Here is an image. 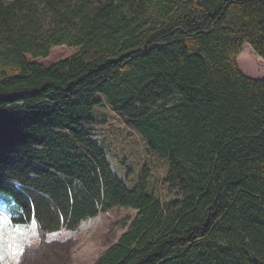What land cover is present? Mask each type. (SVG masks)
I'll return each mask as SVG.
<instances>
[{"label": "trees", "instance_id": "trees-1", "mask_svg": "<svg viewBox=\"0 0 264 264\" xmlns=\"http://www.w3.org/2000/svg\"><path fill=\"white\" fill-rule=\"evenodd\" d=\"M246 43L263 61L264 0H0V213L50 234L137 211L95 264H264V77L241 70L259 61ZM58 46L80 49L27 59ZM103 104L168 160L178 198L150 193L148 169L117 175Z\"/></svg>", "mask_w": 264, "mask_h": 264}, {"label": "rangeland", "instance_id": "rangeland-1", "mask_svg": "<svg viewBox=\"0 0 264 264\" xmlns=\"http://www.w3.org/2000/svg\"><path fill=\"white\" fill-rule=\"evenodd\" d=\"M244 46H247L246 59L250 61L251 55H255L259 61L251 60L256 67L254 72L246 68L240 69L248 76L264 77V60H261L250 44L246 43ZM79 49L58 46L51 50L47 58H33L27 55V59L48 67L73 56ZM4 69L0 57V72ZM94 116L98 120L95 131L107 146L110 162L120 178L128 179L129 186L134 187L148 169L150 193L162 201L179 197L178 191L169 190L163 181L169 170L168 160L152 152L147 142L124 117L111 110L107 104L97 106ZM0 206H6L4 200H0ZM136 215L135 210L114 207L109 212L84 222L75 232L60 231L50 234L41 232L39 226L33 223L27 227V236L21 241L22 252L19 255H11V261L7 260L8 257L0 260V264H94L126 230L123 221L132 220Z\"/></svg>", "mask_w": 264, "mask_h": 264}, {"label": "snow or ice", "instance_id": "snow-or-ice-1", "mask_svg": "<svg viewBox=\"0 0 264 264\" xmlns=\"http://www.w3.org/2000/svg\"><path fill=\"white\" fill-rule=\"evenodd\" d=\"M28 230L26 226L13 225L9 216L0 213V260L10 254L15 256L22 252L20 244L26 238Z\"/></svg>", "mask_w": 264, "mask_h": 264}, {"label": "crops", "instance_id": "crops-1", "mask_svg": "<svg viewBox=\"0 0 264 264\" xmlns=\"http://www.w3.org/2000/svg\"><path fill=\"white\" fill-rule=\"evenodd\" d=\"M117 242H118V241H117ZM117 242H116V243H117ZM114 244H115V243H114ZM106 250H107V249H106ZM106 250H105V251H106ZM9 258H11V254H10V255L8 256V258H7V260H10V261H11L12 259H9ZM98 259H99V258H98ZM98 259L95 261V263L98 261ZM13 260H14V259H13ZM95 263H94V264H95Z\"/></svg>", "mask_w": 264, "mask_h": 264}]
</instances>
